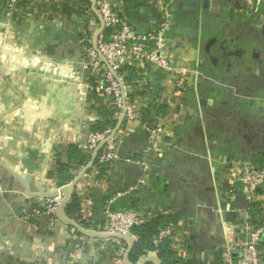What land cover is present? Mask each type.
<instances>
[{
  "label": "crops",
  "instance_id": "1",
  "mask_svg": "<svg viewBox=\"0 0 264 264\" xmlns=\"http://www.w3.org/2000/svg\"><path fill=\"white\" fill-rule=\"evenodd\" d=\"M118 2L136 33L160 27L159 0ZM165 3L170 9L180 3L179 12L171 9V71L134 62L132 124L97 90L102 76L81 70L83 41L99 29L90 0H18L14 9L10 0L0 3V264H126L99 232L110 202L135 208L143 223L179 215L171 245L185 264H226L227 241L244 242L264 228V188L237 206L240 171L264 157L263 6ZM148 104L155 108L152 124L165 128L156 151L141 121ZM109 123L111 148L122 161L103 177L93 165L84 168L64 195L80 199L81 222L92 227L78 230L65 208L53 227L42 215L26 220L40 199L56 195L61 166L73 171L70 146ZM139 264H158L157 255Z\"/></svg>",
  "mask_w": 264,
  "mask_h": 264
},
{
  "label": "built area",
  "instance_id": "2",
  "mask_svg": "<svg viewBox=\"0 0 264 264\" xmlns=\"http://www.w3.org/2000/svg\"><path fill=\"white\" fill-rule=\"evenodd\" d=\"M91 2L93 0H90ZM119 0H96L93 8L92 18L99 25L97 32L87 37L83 43V55L81 70L85 74L98 72L102 76L97 90L111 98L113 106L128 124L134 123L138 115L134 106V99H131V86L125 81L128 68L134 62L153 66L165 71H171L170 58L168 54L169 32L171 30L173 13L166 5L165 0H159L162 13V22L158 30L154 33H136L127 23L123 16ZM258 9L264 6V0H248ZM18 0H10L11 8L14 9ZM105 30L112 32L108 37ZM99 32V33H98ZM98 34V37H97ZM148 134V148L156 151L163 142L165 128L162 125L143 124ZM114 129L108 128L102 132H91L85 144L79 145L80 149L88 153L93 159L98 158V162L104 166L122 161L120 155L111 148ZM133 164L132 161H124ZM91 163L89 167H93ZM239 183L241 192L249 202L257 197L259 190L264 188V165L247 164L239 173ZM71 185V184H70ZM69 186V185H68ZM67 187V186H66ZM60 187L57 195L53 198L40 199L36 204L39 209H31L35 216H44L50 219V227L57 221V216L64 202L63 189ZM69 200L67 205L69 204ZM110 203H106L103 208L104 222L102 232L106 240L116 249L118 258L124 263L132 242L136 240L133 230L142 223L141 215L134 209L115 211ZM249 212L245 213L247 216ZM30 214H24V218L29 220ZM77 229L83 231L84 228L75 223ZM228 228L226 231H229ZM174 228L172 226L163 229L154 238L155 246L166 239H171ZM229 236L225 233V238ZM156 255V253H154ZM239 255L237 264H264V228L253 229L249 238L241 243L227 241L222 249L223 261L226 264H233L234 255Z\"/></svg>",
  "mask_w": 264,
  "mask_h": 264
},
{
  "label": "trees",
  "instance_id": "3",
  "mask_svg": "<svg viewBox=\"0 0 264 264\" xmlns=\"http://www.w3.org/2000/svg\"><path fill=\"white\" fill-rule=\"evenodd\" d=\"M8 0H0V3L7 2ZM264 14V6L260 9L259 15ZM257 14V15H258ZM176 15V14H173ZM175 17V16H174ZM105 34L110 37L112 32L109 30H105ZM137 78V74L135 71L132 70V68H128L127 70V76L125 77V81L128 85L134 86V82ZM131 99H134L135 95L129 96ZM115 111V109H114ZM155 111V108L148 104L146 108L143 109V114L141 116V121L144 123H147L151 125L154 123V119L152 118V115ZM153 125V124H152ZM108 128L115 129V125L113 124H104L99 125L96 128H94L93 132H102ZM148 135V134H147ZM264 152V151H263ZM264 154V153H263ZM69 157L70 160H72V163L75 165L73 168V171H71L70 166L62 165L60 168V183L59 187H65L70 184H72L76 180L77 174L83 170L84 168H88L89 165L93 162V166L97 168V170L100 171L101 177L106 175V172L110 170V165L107 167L103 164H100L98 162V158L93 159L89 154L84 153L78 145H72L69 148ZM125 165V164H122ZM258 165H264V157H262L259 161ZM126 166V165H125ZM136 168L135 166H131ZM109 168V169H108ZM260 191V190H259ZM259 193V192H258ZM134 206V203H132ZM127 206L125 207H116L112 206V209L115 211H121L126 210ZM257 207V204H251L249 205V212H251V215L253 217L255 213V209ZM33 209H39L38 205L35 204ZM81 208V201L76 196L73 195L71 198V202L66 205L65 212L68 216V219L72 220L74 223H79L80 226L82 225L83 228L88 229L91 228L92 225L86 224L84 222H81V218L79 216ZM136 210L135 208H132ZM260 212L259 210H256V213ZM30 215L32 217L30 218L31 222H37V219H35V215L33 212H30ZM180 216H173L171 218L166 217H157L151 221L141 223L140 225L136 226L133 230V235L135 236L136 240L133 242L132 247L130 248L129 256H128V263L129 264H139L142 262L150 253H156L158 264H185L182 259H180L173 251L172 245H171V239H166L162 243L159 244V246H155L154 244V238L158 236V234L167 227H174L178 224L180 221ZM254 218L251 219L250 223H254Z\"/></svg>",
  "mask_w": 264,
  "mask_h": 264
},
{
  "label": "water",
  "instance_id": "4",
  "mask_svg": "<svg viewBox=\"0 0 264 264\" xmlns=\"http://www.w3.org/2000/svg\"><path fill=\"white\" fill-rule=\"evenodd\" d=\"M92 3H93V6H95V4H96V0H93ZM179 4H180V3H176L177 6H178ZM177 6H176V7H177ZM176 7L173 6V7L171 8L175 13L179 12V10H178ZM93 8H94V7H93ZM180 13H181V12H180ZM98 33H99V32H98ZM97 37H98V34H97ZM93 158H95V157H93ZM92 164H93V162H92ZM78 181H79V179H76L71 185L65 187V188L63 189V192H64V193H67V195H69L70 191H71L72 188L75 186V184L78 183ZM56 195H57V193H56ZM56 195L51 196V197H44V198H53V197H55ZM67 202H68V199L64 200L63 205H62V207H61V210H62V208H65V207H66ZM244 205H245V197H244V195H239L238 198H237V206H238L239 208H242ZM75 227L77 228V226H75ZM132 245H133V242H132L130 248L132 247ZM129 252H130V249H129ZM129 252H128L127 256H126V261H127V262H128Z\"/></svg>",
  "mask_w": 264,
  "mask_h": 264
}]
</instances>
